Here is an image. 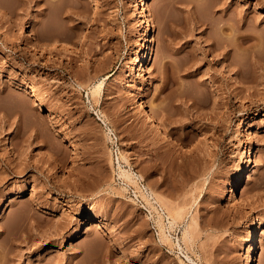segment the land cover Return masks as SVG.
Returning <instances> with one entry per match:
<instances>
[{
	"label": "rangeland",
	"instance_id": "1",
	"mask_svg": "<svg viewBox=\"0 0 264 264\" xmlns=\"http://www.w3.org/2000/svg\"><path fill=\"white\" fill-rule=\"evenodd\" d=\"M0 207V264H264V0H0Z\"/></svg>",
	"mask_w": 264,
	"mask_h": 264
},
{
	"label": "bare ground",
	"instance_id": "2",
	"mask_svg": "<svg viewBox=\"0 0 264 264\" xmlns=\"http://www.w3.org/2000/svg\"><path fill=\"white\" fill-rule=\"evenodd\" d=\"M142 16H145L144 12H142ZM54 39L55 38L50 39V40H54ZM56 42H57L56 40L50 41V44L52 46H56ZM145 42H148V38H145ZM150 51H151V46L149 45V42L147 44L145 43L144 50L142 52L136 54V57L133 61L134 64L138 65L139 71L141 73L145 72V68L143 66V60H145L149 57ZM11 83L17 84L18 87H20L22 91H24L28 94L30 93V96L34 97V102H36V104H38V106H40V108L42 107L44 110H48L49 114H52L51 108L49 107V105H47L44 102V100L42 99V97H41V95L37 89V86H35V84H33L32 82L18 83L15 80L11 81ZM102 84H103V81L101 80L100 82H98L92 86V88L90 89L92 96H100V93L102 91ZM137 101H138L139 107L141 109H144V112L150 117L152 122H154V126H155L156 130L161 131V129L163 127L161 119H160L158 113L153 109V106L148 105L146 103L144 93H139L137 95ZM107 130H108V132L106 133V135H107L108 139L112 140L114 138L113 132L110 128H108ZM253 152H254V149L252 147H248L246 149V151H245V154H246L245 162L246 163L250 161L249 156L252 155ZM118 158L119 157H117V159ZM121 158L125 160V156H121ZM117 167L119 169V175L120 176H122L123 178L128 180V182H133V183L136 182L135 180L139 176L136 174V172H133L131 169L123 168L119 162V159L117 160ZM141 192H142V195L145 197V199H147L146 202L149 204V206L157 211V207L154 206L153 205L154 203L150 202V199H149V196L154 194V193L151 190H150V192H147V191L146 192L141 191ZM155 202L159 203L161 206H164L167 209V212H168V214H167L168 221L167 222H168L170 227H173L178 222L179 218L181 219V216L183 214L181 215L180 212L182 213V211H180L179 209H176L175 207L168 205L167 203H165L161 199V197L159 198L157 196L155 199ZM1 209L2 208L0 207V211H1ZM157 216L162 217L161 214H159ZM160 219L162 220V218H160ZM158 222H160V220ZM187 222H189V221H187ZM258 222H259V220H258ZM258 222H252L250 231L248 232L246 238L244 239V252H243L240 264H254L255 251H256V246H255L256 239L254 238V236L258 230ZM105 224H106L105 221L103 219H101L100 217H95V216L90 217L88 219V221L85 223L86 229L84 230V233L91 231L92 229H103L106 231V234L108 233L110 237H113V234L106 227ZM160 230H161V237L167 240L169 238L168 234H166L164 232L163 228H160ZM183 238H185V240H187L189 238V223H187V226L183 231ZM187 257L191 263L198 264L190 256L187 255Z\"/></svg>",
	"mask_w": 264,
	"mask_h": 264
}]
</instances>
